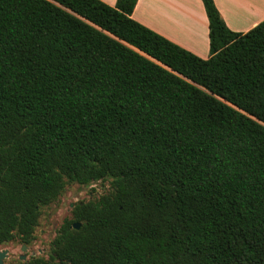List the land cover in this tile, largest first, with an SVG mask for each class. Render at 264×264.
Wrapping results in <instances>:
<instances>
[{
	"label": "trees",
	"instance_id": "trees-1",
	"mask_svg": "<svg viewBox=\"0 0 264 264\" xmlns=\"http://www.w3.org/2000/svg\"><path fill=\"white\" fill-rule=\"evenodd\" d=\"M137 1L0 0V244L110 179L29 264H264V20L234 31L202 0V58Z\"/></svg>",
	"mask_w": 264,
	"mask_h": 264
},
{
	"label": "crops",
	"instance_id": "crops-1",
	"mask_svg": "<svg viewBox=\"0 0 264 264\" xmlns=\"http://www.w3.org/2000/svg\"><path fill=\"white\" fill-rule=\"evenodd\" d=\"M214 1L234 31L247 32L264 20V0ZM132 17L198 56H210L209 19L202 0H138Z\"/></svg>",
	"mask_w": 264,
	"mask_h": 264
},
{
	"label": "rangeland",
	"instance_id": "rangeland-1",
	"mask_svg": "<svg viewBox=\"0 0 264 264\" xmlns=\"http://www.w3.org/2000/svg\"><path fill=\"white\" fill-rule=\"evenodd\" d=\"M111 190L110 179L93 181L88 185L67 182L57 200L42 208L39 223L34 229V238L31 241L23 242L16 235L10 242L0 244V251L6 253L2 264H29L36 258L49 259L62 222L65 218H74L73 208L76 203L98 200ZM23 244L27 245V250H23ZM22 255H25V258H22Z\"/></svg>",
	"mask_w": 264,
	"mask_h": 264
},
{
	"label": "water",
	"instance_id": "water-1",
	"mask_svg": "<svg viewBox=\"0 0 264 264\" xmlns=\"http://www.w3.org/2000/svg\"><path fill=\"white\" fill-rule=\"evenodd\" d=\"M78 203H81V202H78ZM73 205H74V204L72 203V206H73ZM72 227L75 228V229H80V227H81V222H74L73 225H72ZM23 250H26V246L23 247ZM4 257H5V253H4V252H0V264L3 263V259H4Z\"/></svg>",
	"mask_w": 264,
	"mask_h": 264
},
{
	"label": "flooded vegetation",
	"instance_id": "flooded-vegetation-1",
	"mask_svg": "<svg viewBox=\"0 0 264 264\" xmlns=\"http://www.w3.org/2000/svg\"><path fill=\"white\" fill-rule=\"evenodd\" d=\"M10 242V241H9ZM5 243H8V242H5ZM2 244V243H1ZM26 246V250H27V245L26 244H23V247ZM0 252H3V251H0ZM5 253V252H4ZM5 256H6V253H5ZM22 258H25V255H22Z\"/></svg>",
	"mask_w": 264,
	"mask_h": 264
}]
</instances>
